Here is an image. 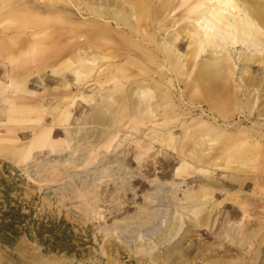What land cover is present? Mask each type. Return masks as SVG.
Returning a JSON list of instances; mask_svg holds the SVG:
<instances>
[{"label": "rangeland", "instance_id": "374dc122", "mask_svg": "<svg viewBox=\"0 0 264 264\" xmlns=\"http://www.w3.org/2000/svg\"><path fill=\"white\" fill-rule=\"evenodd\" d=\"M57 1L0 0V192L56 240L0 264H264V35L195 31L210 0Z\"/></svg>", "mask_w": 264, "mask_h": 264}, {"label": "bare ground", "instance_id": "6f19581e", "mask_svg": "<svg viewBox=\"0 0 264 264\" xmlns=\"http://www.w3.org/2000/svg\"><path fill=\"white\" fill-rule=\"evenodd\" d=\"M37 1V0H36ZM39 1H43V0H39ZM46 2H49L50 4H57L59 3V1L57 0H44ZM96 2V1H95ZM245 2V1H244ZM255 4V3H254ZM168 5V4H167ZM166 5V6H167ZM207 5V3H206ZM50 6V5H49ZM259 6L261 5H253V12H251L249 10V12L247 14L243 13V17L241 19H239V15L234 16V14H232L233 12H240V8L238 6V4L236 3L235 0H210V5L207 7V12L205 14H201L197 20L193 21L194 24V30L195 31H199L202 32L206 37H210L213 36L215 33L220 34L222 36H224L227 40L230 41V44L235 45L237 43H241V44H250L251 46H255V51L258 53L260 50H258L257 48L259 47V43H258V37L263 36L264 35V10H261L259 8ZM118 7V6H117ZM263 7V6H261ZM102 13V12H101ZM139 13V12H138ZM131 15V14H130ZM141 15V14H139ZM208 15V16H206ZM112 17V16H111ZM230 17L232 22L228 19ZM157 18V17H156ZM260 19L261 21L259 22L257 19ZM81 19V18H80ZM93 19V18H91ZM96 20V19H95ZM190 20V19H188ZM263 27V28H262ZM172 29V28H171ZM61 33V32H60ZM72 33V32H71ZM50 39V38H49ZM157 43V42H156ZM258 43V44H257ZM92 47V45L90 46ZM88 48V47H87ZM100 52V50H99ZM106 52V51H105ZM88 53V52H87ZM107 53V52H106ZM105 53V54H106ZM156 54V53H155ZM107 55V54H106ZM102 56V55H101ZM109 56V55H108ZM79 58V57H78ZM101 59V58H100ZM89 60V59H88ZM109 61L108 57H102V61ZM94 61V60H93ZM80 59L78 61H72V59H69L68 61H63L60 65L59 68L61 70L67 71L70 76L72 77V79L74 80V83L76 84H80L83 81H87L89 78H91V75L94 72V67H92L91 63L90 64H86V65H81ZM97 62V61H96ZM99 62V61H98ZM95 63V62H94ZM59 64V63H57ZM96 64V63H95ZM165 64V62H164ZM97 65V64H96ZM106 65V64H105ZM104 66V65H103ZM101 67V66H100ZM162 67H164L162 65ZM98 68V67H97ZM108 69V67H107ZM97 70V69H96ZM99 71V69H98ZM138 71V70H137ZM136 71V72H137ZM115 72V71H114ZM96 73H98L96 71ZM116 73V72H115ZM128 73V72H127ZM95 74V73H94ZM130 74V73H128ZM35 75V74H34ZM96 75V74H95ZM111 75V74H110ZM221 75H223V70L222 69H217L215 72V76L220 77ZM103 76V75H102ZM135 76V75H134ZM125 78V77H123ZM94 79V78H93ZM121 80V79H120ZM131 80V79H130ZM129 81V80H128ZM7 82V81H6ZM112 83V80L110 81ZM118 81H115L113 79V83H116L118 85H116L114 87V89H112V93L115 91H119L120 90V84L121 83H117ZM83 85V84H82ZM78 86V85H77ZM86 86V85H85ZM98 86V85H97ZM112 86V85H111ZM100 87V85H99ZM83 88V87H82ZM101 89V88H100ZM201 89V88H200ZM95 90V89H94ZM195 93H199V89L195 88L194 89ZM199 91V92H198ZM203 94L205 96L208 95V91H206V89H203ZM107 93V92H106ZM202 93V92H201ZM98 96V93H96ZM109 94V93H108ZM141 96L152 99V95L151 93H149L147 90H142L140 92ZM93 95V94H92ZM106 95V94H105ZM98 98V97H97ZM100 98V97H99ZM74 100V99H73ZM98 100V99H97ZM110 100V99H109ZM97 102V101H96ZM101 102V101H100ZM115 102V101H114ZM103 104V103H102ZM184 104V103H183ZM101 105V104H99ZM106 105V104H104ZM64 106V105H63ZM114 106V105H113ZM150 106V105H149ZM196 107V106H195ZM100 109V108H99ZM103 109V108H102ZM115 110V109H114ZM113 110V111H114ZM119 110L121 111V117L118 116V114L116 116H118V119H115V117L113 116L112 120H114V122L112 123L113 125H116L119 122L122 123V119L124 121V113L126 112L127 106L126 103L123 102L122 105H120ZM116 111H117V105H116ZM104 112H109V106L104 108ZM111 112V111H110ZM113 113V112H112ZM147 113V111H146ZM231 113V112H230ZM116 114V113H114ZM109 115V114H108ZM113 115V114H112ZM111 116V115H110ZM56 118V116H55ZM126 120V117H125ZM180 120V119H179ZM103 122V121H102ZM159 123V122H158ZM153 124V123H152ZM118 125V126H119ZM123 125H125V123H123ZM199 125V123H198ZM40 126V125H39ZM103 126V125H102ZM143 126V125H142ZM67 127V126H66ZM65 127V128H66ZM123 127V126H122ZM126 127V126H124ZM199 127V126H198ZM117 128V127H116ZM69 129V128H68ZM120 129V128H119ZM132 129V128H131ZM206 129V128H205ZM82 130V129H81ZM79 130V131H81ZM117 130V129H115ZM160 131V130H159ZM83 132V130H82ZM195 132V131H194ZM201 132V131H200ZM196 133V132H195ZM73 134V133H72ZM75 134V133H74ZM106 135V134H105ZM90 137V136H89ZM131 137V136H130ZM107 139V138H106ZM78 142V141H77ZM127 142V141H126ZM146 145V144H145ZM84 146V145H82ZM99 146V144H98ZM81 147V146H80ZM149 147V146H148ZM68 149V148H67ZM75 149V148H74ZM86 149V148H85ZM112 149V148H111ZM73 150V149H72ZM108 150V149H107ZM78 152V151H77ZM94 153V152H92ZM102 153V152H101ZM248 157V156H247ZM229 159V157H228ZM76 162V161H75ZM104 163V162H103ZM101 164V163H100ZM237 166V165H236ZM105 169V168H104ZM106 177V176H105ZM206 197V196H204ZM175 229V227L173 228V230ZM170 230V229H169ZM169 230H167L166 232H168ZM173 232V231H172ZM176 232V231H175ZM174 232V233H175ZM179 232V231H178ZM173 233V235H174ZM177 233V232H176ZM175 233V234H176ZM170 236V235H169ZM172 236V235H171ZM174 237V236H173ZM171 239V237H169ZM254 238V237H253ZM142 248V247H141ZM143 250V249H141ZM145 250V249H144ZM146 252V250H145ZM143 253V252H141ZM157 264H161V263H157ZM163 264V263H162Z\"/></svg>", "mask_w": 264, "mask_h": 264}, {"label": "trees", "instance_id": "16d2710c", "mask_svg": "<svg viewBox=\"0 0 264 264\" xmlns=\"http://www.w3.org/2000/svg\"><path fill=\"white\" fill-rule=\"evenodd\" d=\"M8 175V174H6ZM0 184H5V181L0 177ZM0 196H2V201H0V239L2 241H8L10 238H17L22 234L31 235L33 234L34 238H36L40 243H43L47 250L55 251L56 240H54L53 244L50 245V240H46L43 242V233L46 231L49 233V236L53 237L52 230H44L41 228H36L31 233V229L28 227H24V219L27 217L26 215L20 214L19 205L17 207H10V190L5 189L3 192H0ZM3 206L5 208H3ZM31 238V237H29ZM54 239V238H53Z\"/></svg>", "mask_w": 264, "mask_h": 264}]
</instances>
